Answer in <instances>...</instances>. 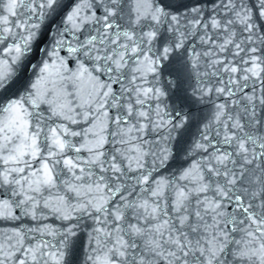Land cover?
I'll use <instances>...</instances> for the list:
<instances>
[{"label": "snow or ice", "instance_id": "6c2138e0", "mask_svg": "<svg viewBox=\"0 0 264 264\" xmlns=\"http://www.w3.org/2000/svg\"><path fill=\"white\" fill-rule=\"evenodd\" d=\"M204 2L0 0V264H264V0Z\"/></svg>", "mask_w": 264, "mask_h": 264}, {"label": "water", "instance_id": "95a60500", "mask_svg": "<svg viewBox=\"0 0 264 264\" xmlns=\"http://www.w3.org/2000/svg\"><path fill=\"white\" fill-rule=\"evenodd\" d=\"M170 2L174 7L178 5L191 7V5L195 2V0H170ZM128 6L131 7V0H128ZM201 6L206 9L211 7V5L204 2V0H202ZM180 10L184 11V8H181ZM257 23L258 24L264 23V21H257ZM198 50L202 51V49H198ZM173 68L181 69V64L177 63L173 65ZM200 71L202 73L206 72L209 74L208 76L202 77L205 84L211 87L216 86V80L218 78L215 76H211V73L214 71L213 68L208 67V65L202 61ZM170 79H172V77H170L167 72L163 73L161 84L159 86L163 87L164 84ZM190 83L195 84V81L194 80L189 81L185 79L181 90L179 91L175 89L170 90L168 95H166L164 99H165V103L169 105V107L176 105L177 107H182L185 112H188L190 114L192 118L191 131L195 133L197 127H199L202 123L208 122L211 119V115L213 112V103L219 101L215 94H212L210 99L208 97H205L203 102H200L192 98L183 90V89H188L190 91L189 89ZM66 88L69 92H74L72 85H66ZM151 106H152V102H148L146 104V107H151ZM147 138L150 141L153 139L152 136H149ZM109 147H111V145ZM184 160L185 157L182 154L181 161L183 162ZM180 166L181 164H178L173 161H169L159 168V175L163 177H171L172 174L176 172L177 168ZM183 166L187 167V164H183ZM56 194H57L56 190H53V196H55ZM16 212L17 214H19L18 210H16ZM44 215H46L47 218L43 220V223L52 225L53 227H57V228L60 226L61 221L55 219L53 215L49 214L47 211H45ZM38 223L39 221H35L32 220L31 218L24 217L21 220H17L14 222L0 221V229L10 230L12 227L15 226H19L26 229L28 227H35ZM92 227H93V221L87 217H84L83 222L81 223L80 226V233H79L80 243L78 245V250L74 260V264H92V262L87 259V256L91 254L88 243L89 241L88 234L91 231ZM237 239H239V236H237ZM94 246L95 245H92V247Z\"/></svg>", "mask_w": 264, "mask_h": 264}]
</instances>
